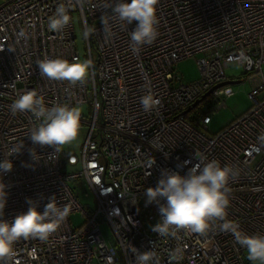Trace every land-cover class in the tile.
<instances>
[{
	"label": "built area",
	"instance_id": "obj_1",
	"mask_svg": "<svg viewBox=\"0 0 264 264\" xmlns=\"http://www.w3.org/2000/svg\"><path fill=\"white\" fill-rule=\"evenodd\" d=\"M117 2L0 0V161L11 147L25 145L9 157L12 170L0 175L8 192L2 218L26 212L28 198L39 211L51 197L67 209L66 219L46 241L19 240L5 264H135V249L154 251L158 264H250L234 236L219 229L222 221L213 222L203 236L152 232L160 215L155 203H145L144 191L157 185L164 169L185 175L195 163L218 160L239 173L229 181L226 221L248 235H264V0H159V35L135 54L130 32L136 22L126 25L115 17L110 5ZM62 3L70 22L62 31H50L49 18ZM74 12L90 33L84 43L93 66L84 82L71 85L42 77L38 61L79 59ZM21 29L26 38H18ZM195 55L199 77L185 83L174 65ZM233 64L242 67L241 75H253L247 95L251 105L208 134L211 113L223 108L224 97L233 91L225 84L206 92L233 79L224 74ZM29 90L49 108L87 104L92 114L85 120L81 113L89 127L79 158L61 151L50 156L51 147L28 139L39 121L29 112L12 115L10 105ZM149 92L160 105L145 112L140 99ZM95 129L97 140L91 136ZM32 147L39 162L30 156ZM67 164L80 169L67 172ZM72 181L80 184L76 190L90 195L91 205L78 202ZM75 211L83 218L76 227L69 221Z\"/></svg>",
	"mask_w": 264,
	"mask_h": 264
},
{
	"label": "clouds",
	"instance_id": "obj_2",
	"mask_svg": "<svg viewBox=\"0 0 264 264\" xmlns=\"http://www.w3.org/2000/svg\"><path fill=\"white\" fill-rule=\"evenodd\" d=\"M159 0H118L111 6L115 17L126 25L134 21L136 26L130 32L131 51L138 53L142 46L152 44L159 35L157 5ZM69 9L60 4L52 17L49 18L50 31H62L70 22ZM105 31L110 28L102 18ZM89 32L85 31L87 38ZM18 38H26V32L21 29ZM91 60L74 59L69 62L62 58H44L38 61L39 74L52 81H67L71 85L84 82L92 68ZM145 112H151L160 105V101L151 92L140 99ZM12 115L29 112L38 125L30 130L28 139L33 145L41 148L51 147L54 152L62 151L65 145L75 141L80 132L81 109L68 105L46 107L44 99L35 90L19 94L10 105ZM25 145L11 147L5 158L0 161V175L10 172L13 163L9 159L22 152ZM33 161L39 162L40 155L35 147L28 149ZM199 157V153H195ZM188 163V162H185ZM179 167V166H178ZM239 175L238 171L228 165L221 166L218 160L206 163L200 161L188 169L185 175L178 171L164 169L155 187L144 191L146 204L155 203L160 215L159 221L152 225V232L161 237H178L180 232L206 235L213 222L222 221L219 229L230 232L235 242L246 250L247 258L252 264H264V235H248L239 229V225L226 221L227 209L230 205L228 187L229 181ZM7 185L0 179V264L11 261L15 255L14 245L21 239H39L46 241L55 233L67 216V209L56 205L53 197L44 206L43 211L31 198L26 202L29 207L11 220L3 219L7 203ZM180 249L176 250V254ZM135 264H158L154 251H134ZM175 258V255L174 257Z\"/></svg>",
	"mask_w": 264,
	"mask_h": 264
},
{
	"label": "rangeland",
	"instance_id": "obj_3",
	"mask_svg": "<svg viewBox=\"0 0 264 264\" xmlns=\"http://www.w3.org/2000/svg\"><path fill=\"white\" fill-rule=\"evenodd\" d=\"M80 14L78 12L73 13V26H74V34H75V43L77 48V55H79V60H89L87 55V46L85 42V36H84V26L82 23V19H80ZM93 59H96V54L93 52ZM199 56L195 55L189 58H186L185 60H181L179 62H176L174 65V69L181 75L182 80L186 82L195 81L198 79L199 70L197 65V58ZM90 72V70H89ZM243 72L242 67L237 64L230 65L224 74H226L227 77L233 78V80L243 79L242 82L235 83V84H228L232 88V93L229 96L224 97V104L225 106L223 108L215 110L213 113H211V120L208 122L206 127V133L208 134H214L220 131L222 128H224L226 125H228L231 121H233L236 117L244 113L251 105V100L249 97H247L248 92L251 89V83H253V75H247L243 76L241 75ZM81 109L82 116L85 117V120H88L91 113L89 110L87 104L79 106ZM97 123H100V118L97 120ZM89 125L86 122H81L80 124V132L75 141H73L69 145H65L61 152L64 153H71L74 154L79 158L80 153L83 145V139H85L87 135ZM93 140H97L99 138L98 136V130L95 129L92 133ZM65 170L67 172H76L80 169V166L77 164L74 165H64ZM71 185H73L74 190L77 189L79 186L77 181H72ZM77 198L78 202L81 205H91V197L87 193H84V189H78ZM79 211H75L72 213H69V221L71 223V226H78L82 224L83 218L81 214H79ZM103 232L105 235H107V228L105 225L102 226ZM96 264V263H95ZM252 264V262L250 263Z\"/></svg>",
	"mask_w": 264,
	"mask_h": 264
},
{
	"label": "water",
	"instance_id": "obj_4",
	"mask_svg": "<svg viewBox=\"0 0 264 264\" xmlns=\"http://www.w3.org/2000/svg\"><path fill=\"white\" fill-rule=\"evenodd\" d=\"M239 82H242V80L241 79H238V80H233V79H228V80H225V81H223V82H220V83H218V84H216V85H213V87L208 91V92H206V94H208L212 89H215V88H217V87H219V86H222V85H225V84H235V83H239ZM205 94V95H206ZM199 101V99L197 100V101H195L193 104H192V107L194 106V105H196V103Z\"/></svg>",
	"mask_w": 264,
	"mask_h": 264
},
{
	"label": "trees",
	"instance_id": "obj_5",
	"mask_svg": "<svg viewBox=\"0 0 264 264\" xmlns=\"http://www.w3.org/2000/svg\"><path fill=\"white\" fill-rule=\"evenodd\" d=\"M78 185L80 186L79 182L77 181ZM79 188V187H78Z\"/></svg>",
	"mask_w": 264,
	"mask_h": 264
}]
</instances>
